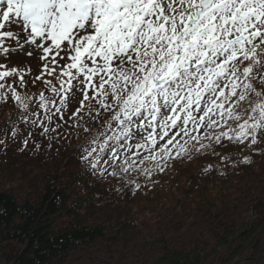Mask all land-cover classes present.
<instances>
[{
    "label": "snow or ice",
    "instance_id": "6c2138e0",
    "mask_svg": "<svg viewBox=\"0 0 264 264\" xmlns=\"http://www.w3.org/2000/svg\"><path fill=\"white\" fill-rule=\"evenodd\" d=\"M25 45L41 74L0 64V99L31 130L18 134L36 148L83 137L99 178L140 190L226 140L264 145V0H0V52ZM38 83V103L21 97Z\"/></svg>",
    "mask_w": 264,
    "mask_h": 264
},
{
    "label": "trees",
    "instance_id": "16d2710c",
    "mask_svg": "<svg viewBox=\"0 0 264 264\" xmlns=\"http://www.w3.org/2000/svg\"><path fill=\"white\" fill-rule=\"evenodd\" d=\"M32 77V72H25L26 81ZM40 88L42 84H29L18 92L29 99L37 96ZM16 109L18 116L16 101L0 99V132L6 118L15 116ZM241 147L231 143L216 149L213 155L221 162L222 156L238 153ZM72 151H65L58 166L46 175L36 200L22 201L14 193L0 190V256L6 264H56L101 240L119 241L120 236L134 229V220L129 216L144 204L158 205L154 211L163 208L203 165L196 156L176 159L164 173L154 177L155 184L136 190L119 179L91 174ZM236 173L240 176L241 172ZM184 193L196 194L204 202L210 189L193 185ZM114 229L118 234L109 237ZM156 248L161 254L151 264H207L208 259H217L216 264L249 263L264 249V201L259 200L249 209L246 220L219 229L212 254L207 255L205 248H171L160 240L147 244L149 250Z\"/></svg>",
    "mask_w": 264,
    "mask_h": 264
},
{
    "label": "rangeland",
    "instance_id": "374dc122",
    "mask_svg": "<svg viewBox=\"0 0 264 264\" xmlns=\"http://www.w3.org/2000/svg\"><path fill=\"white\" fill-rule=\"evenodd\" d=\"M13 30H16L15 26ZM7 44L16 47L14 42ZM29 51H32L31 56L27 54ZM40 55V52L25 45L22 50L10 51L6 57L0 52V61L7 63L8 69L16 67L36 76L41 74L43 66ZM34 99L39 102V96ZM18 106V116L16 109L15 116L6 118L5 128L0 132V139L4 141L0 144V190L14 193L22 201L36 200L43 188L44 178L58 166L62 154L74 149L72 152L77 155V144L84 138L46 148L48 142L40 137L37 143L41 146L36 148L29 137L25 146L18 133L23 130L24 137H28L31 130L21 123L19 113L22 106ZM231 143L238 145L235 141L226 140L223 146L213 147L216 150ZM9 153H12L10 160ZM244 156L248 158L247 163ZM196 157L203 162L202 167L195 176L183 182L163 208L154 211L158 205L144 204L128 217L134 220V229L120 236L119 241L101 240L73 252L56 264H151L161 252L157 248L147 249V244L158 240L171 248H205L207 255L212 254L219 229L246 220L249 209L259 200L264 201V145L246 148L243 155L240 152L231 154L228 156L231 163L227 166L224 160H216L211 150ZM213 165L215 168L211 167ZM204 168L211 170L204 172ZM239 170L240 176L236 173ZM193 185L210 189L204 202L196 194L189 196V193H184L188 186ZM117 234L114 229L108 236ZM214 260L217 259H208L207 264H216ZM0 264H6L2 256ZM244 264H264V249L254 260Z\"/></svg>",
    "mask_w": 264,
    "mask_h": 264
}]
</instances>
